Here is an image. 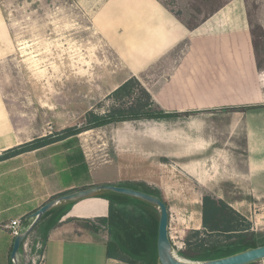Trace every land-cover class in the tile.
I'll return each instance as SVG.
<instances>
[{
    "label": "rangeland",
    "instance_id": "1",
    "mask_svg": "<svg viewBox=\"0 0 264 264\" xmlns=\"http://www.w3.org/2000/svg\"><path fill=\"white\" fill-rule=\"evenodd\" d=\"M161 1L186 27L193 28L203 16L229 0ZM104 2L0 0L17 46L16 53L0 64V90L14 123L28 138L81 125L88 110L103 112L108 103L98 108L99 102L129 77L121 54L110 48L92 27L93 16ZM247 10L259 62L264 67V15L254 2L247 3ZM186 48V43L180 44L136 75L158 101L184 93L185 81L178 79L173 82L181 85L173 84L171 95L170 85L162 96L159 92L163 82L170 84L176 75V66L183 60ZM193 89L196 95L210 96L217 91L214 86ZM211 104L206 102L201 108L208 109ZM194 116L196 120L183 126L126 123L86 131L49 148L46 157L62 167L80 153L83 161L96 166L120 160L118 163L130 176L144 174L151 182L148 190L166 202L168 234L175 253L181 250L189 231L201 228V199L205 194L231 204L247 216L257 245H264V191H256L255 198L242 188L246 173L243 110L201 111ZM197 146H201L200 153L192 155ZM115 150L121 158L114 157ZM65 153L71 154L67 157ZM112 173V169L103 168L96 177L108 179ZM23 174L18 173L17 180ZM59 177L63 181L84 180L87 174L83 165H76L65 168ZM30 178L34 184L41 179L36 173H31ZM33 191L38 193L40 188L34 186ZM254 264H264V260Z\"/></svg>",
    "mask_w": 264,
    "mask_h": 264
},
{
    "label": "crops",
    "instance_id": "2",
    "mask_svg": "<svg viewBox=\"0 0 264 264\" xmlns=\"http://www.w3.org/2000/svg\"><path fill=\"white\" fill-rule=\"evenodd\" d=\"M248 2L259 5V13L264 15V0H229L203 16L198 25L189 28L161 0H105L93 16L92 27L110 48L121 54L130 73L115 88L128 78L137 77L138 73L165 58L174 48L186 43L183 60L176 66V75L171 78L170 84L163 82L159 92L162 96L170 85L171 95L174 92L172 85H181V82H173L178 79L185 81L184 93L176 97L166 96L164 102L158 101L156 94L152 98L167 112H190L193 116L169 122H124L98 129L115 128L126 123L183 126L196 120L194 114L201 111L242 109L246 167L242 188L257 198L256 191H264V67L259 62ZM16 51L17 46L0 5V64ZM197 86H214L217 91L210 96L203 93L196 95L193 87ZM206 102L212 104L208 109L201 108ZM74 137L0 162V264H11L14 241L4 226L13 220L28 219L53 197L100 184L119 186L127 182L142 183L146 189L151 187L144 174L130 176L118 163L120 160L96 166L83 161L79 153L77 158L71 159V163L59 167L55 159L46 157L49 148ZM32 139L14 123L0 90V154ZM197 147L192 155L200 153L201 146ZM69 154L64 155L69 157ZM114 154V157L121 158L119 151L115 150ZM76 165L84 166L87 174L84 180L60 179L59 175L65 168ZM103 168L112 169V176L98 180L96 173ZM21 172L24 174L17 180L16 175ZM31 173L41 178L35 184L30 178ZM34 186L39 187L40 192L34 193ZM239 205L243 207L242 202ZM108 210V201L102 198L89 197L76 201L61 222L48 233L43 245V264H126L106 257L109 237L103 227L97 231L88 227L91 223L99 225V220L107 217ZM16 257L19 264L25 263L21 250Z\"/></svg>",
    "mask_w": 264,
    "mask_h": 264
},
{
    "label": "trees",
    "instance_id": "3",
    "mask_svg": "<svg viewBox=\"0 0 264 264\" xmlns=\"http://www.w3.org/2000/svg\"><path fill=\"white\" fill-rule=\"evenodd\" d=\"M105 103L108 105L104 107ZM100 107L105 108L103 112H98L97 109L88 110L81 125L37 137L3 151L0 154V162L110 125L137 121L169 122L178 118L186 120L193 116L190 112L180 114L161 109L135 76L128 78L106 95L104 100L99 102L98 108ZM119 186L163 200L160 195L145 189L142 183H125ZM70 192L72 191L57 195L53 199ZM94 197L105 199L109 204L107 217L100 219L99 225H88L93 231L102 227L106 230L109 237L106 243V257L126 264H160L157 256L159 211L142 200L113 192H101ZM163 202L166 205L164 200ZM73 204H59L40 218L30 233L32 251L37 242L44 245L48 233L61 222ZM183 244V248L176 254L179 258L191 262L221 259L259 247L252 222L227 202L209 194L203 195L201 199V228L189 231Z\"/></svg>",
    "mask_w": 264,
    "mask_h": 264
},
{
    "label": "water",
    "instance_id": "4",
    "mask_svg": "<svg viewBox=\"0 0 264 264\" xmlns=\"http://www.w3.org/2000/svg\"><path fill=\"white\" fill-rule=\"evenodd\" d=\"M101 192H113L142 200L159 211V223H158V236H157V256L160 264H253L264 260V245L246 250L244 252L228 256L221 259L209 260L205 262H191L183 260L177 256L174 252L172 243L169 239L168 225H169V214L168 208L160 198L138 191L127 187H121L112 184L95 185L88 188L74 190L65 195L59 196L45 203L43 206L33 212L29 219L31 224L27 230L15 237L12 249L10 253L11 260L16 262V256L19 252L21 242L29 234L40 218L47 213L53 207L66 203H75L78 200H82Z\"/></svg>",
    "mask_w": 264,
    "mask_h": 264
},
{
    "label": "built area",
    "instance_id": "5",
    "mask_svg": "<svg viewBox=\"0 0 264 264\" xmlns=\"http://www.w3.org/2000/svg\"><path fill=\"white\" fill-rule=\"evenodd\" d=\"M31 220L28 219H18L13 220L10 222V224L5 225V229L7 230L8 234L12 237L14 240L16 236L27 230L30 226V224H27ZM31 233V232H30ZM30 233L27 234V236L23 239L20 245V249L23 252V256L25 259L24 264H43L44 262V246L41 243H37L34 246V251L31 252V241H30ZM184 244L180 247L182 249ZM12 264H19V260L16 257V262L14 260H11Z\"/></svg>",
    "mask_w": 264,
    "mask_h": 264
}]
</instances>
